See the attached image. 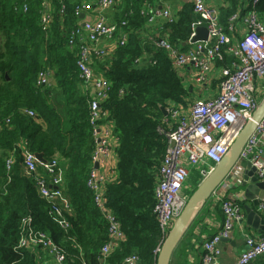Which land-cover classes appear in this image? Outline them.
Segmentation results:
<instances>
[{"label":"trees","instance_id":"obj_1","mask_svg":"<svg viewBox=\"0 0 264 264\" xmlns=\"http://www.w3.org/2000/svg\"><path fill=\"white\" fill-rule=\"evenodd\" d=\"M43 1L53 9L48 33L39 24ZM244 1L226 0L221 23ZM78 4L75 0H0V264L36 263L31 250L17 248L22 221L27 217L31 228L44 232L62 250L64 264H120L132 253L139 255L142 264L156 263L162 241L153 213L154 175L166 148L165 137L156 131L157 119L168 100L181 101L188 91L161 50L150 58L154 64L149 59L135 64L143 53L136 36L145 31L146 20L138 14L130 18L127 28L132 30L131 41L118 46L106 71L110 97L103 105L120 140L119 178L106 186L105 195L126 239L100 262L108 228L86 184L93 151L89 99L78 92L76 58L68 48ZM61 5L63 14H59ZM257 10L264 14V0ZM193 17L186 7L164 27L172 44H186ZM45 65L54 70L56 84L38 88L36 78ZM22 110L36 116L29 117ZM24 149L41 154L46 162L55 159L62 167L64 193L71 209L65 213L67 232L52 220L34 180L23 175ZM10 154L15 160L7 171L5 160ZM189 181L194 185L190 196L200 181Z\"/></svg>","mask_w":264,"mask_h":264},{"label":"built area","instance_id":"obj_2","mask_svg":"<svg viewBox=\"0 0 264 264\" xmlns=\"http://www.w3.org/2000/svg\"><path fill=\"white\" fill-rule=\"evenodd\" d=\"M189 1L195 20L190 24V34L186 42L189 45L188 50L181 52L165 37L155 42L156 47L163 52L173 69L193 66L197 73L195 83L205 81L204 77L213 64V59L222 62L224 54H228L233 61L230 69L222 67L220 70L219 95L213 99L197 98L192 101L189 119L179 116L175 105L167 108V114H170L171 119L176 122L174 128L170 123L162 122L165 127L162 135L166 139V148L157 169L153 195V213L162 240L189 198L186 193L189 167L201 168L207 162L218 163L264 95V21L257 10L261 0H250L249 3L247 1L246 10H236L227 19V28L230 31L234 29L233 25L236 21L246 26V33L235 42H231L224 31L218 12L207 5L206 2L212 0ZM114 3L115 0H90L76 6L74 14L76 17H81L91 12L93 7L103 12L112 8ZM63 11L62 6L60 14H63ZM147 11L151 14L150 23L158 18H163L168 24L175 21V17L166 9H154L146 4L141 14L147 15ZM52 21L51 14L42 5L39 19L42 31L49 32ZM126 25L127 22H122L119 26L108 23L101 16L94 20L84 19L72 31L69 40L71 45L77 44L79 47L76 62L79 79L93 86V93L87 102L93 151L86 184L92 193L93 203L103 215L108 228L107 240L99 252L102 263L125 241V235L105 195L106 186L118 181L119 137L114 131L108 112L103 108L104 103L109 99L110 82L107 78L93 73L91 61L93 56L108 58V48L97 47L103 40L116 41L114 44L117 47L127 44V35L121 32V27ZM202 26L207 30V39L192 43L191 39L195 36L196 29ZM158 30L163 29L159 27ZM146 60V55L142 53L135 60V64H144ZM148 61L150 63V59ZM49 73V69L38 73L36 78L38 88L49 84L51 77ZM22 113L29 117L36 116L30 110H23ZM8 122L9 120H6V123ZM262 138H264V120L249 137L238 159L250 164L258 180H264V156L258 145ZM14 160L12 154L6 158L7 171L11 169ZM21 168L25 177L34 180L39 196L48 204V213L52 220L61 230L67 232L69 223L65 213L69 212L70 207L63 195L62 170L58 162L53 159L42 164L36 160L32 152L24 149L21 153ZM207 173L203 172L204 176ZM238 205L236 202L222 201V226L212 237L203 240L199 264H218L221 241L228 239L233 224L242 220ZM260 209H264L262 202ZM30 222L29 217L23 219L17 248L31 250L36 256L46 252L52 258L51 264H64L65 256L61 249L44 232L31 228ZM245 246V250L231 264H255L256 259L264 255V236L258 238L247 236ZM35 264L44 263L37 260ZM120 264H142V261L138 254L132 253L124 257Z\"/></svg>","mask_w":264,"mask_h":264},{"label":"crops","instance_id":"obj_3","mask_svg":"<svg viewBox=\"0 0 264 264\" xmlns=\"http://www.w3.org/2000/svg\"><path fill=\"white\" fill-rule=\"evenodd\" d=\"M75 1H77L79 3L78 5H80L90 0H75ZM247 1L248 3L250 2V0H245L237 8V10L239 9L246 10L247 7H245V5ZM206 3L207 5H209L211 8L215 9L218 12L219 20L221 23V21L223 20V11L227 5L226 0H212V1H207ZM146 4L150 5L154 9L155 8L166 9L175 18L177 16L179 17L180 13L183 11L184 8L189 7V11L191 15L194 16L193 20L195 19V15L193 14V11L191 12L192 6L189 0H158L152 3L144 0H115L114 6L108 10L101 12L98 8L93 7L91 12L87 14L85 13L86 15L77 17L76 20L72 21L73 27L68 35V46H69L68 48L72 50L75 54V58H76L75 66L77 72L76 85L78 87V92L81 93L83 96H86L88 97V99H90L91 94L93 93V89H92L93 86L90 83L82 82L79 79V72L76 65L79 47L77 44L71 45L69 43L72 31H74V29L77 28L80 22L84 19L94 20L97 17L101 16L104 20H106V22L115 23L119 26L122 22H127V25L130 24L129 22L130 18L136 17L138 14L143 18H145L146 21L142 27L143 29H145V31L139 32L138 35L136 36V40L138 41L137 46L139 48V43H140V47H141V43H142L143 49L141 47V50L143 54L146 55V58L150 59L159 50L155 45V42L158 39H164L165 37L168 41L170 40L164 31V27L168 26L167 25L168 22H166L163 18H158L155 20V22L150 23L149 17L151 16V14L148 11H147V15L141 14V10L143 9V6ZM42 5L51 14L53 19V9L51 4L48 1H43ZM61 6H63L64 9V5ZM59 17L60 20L62 21L63 20L62 16ZM260 18L264 21V14L261 13ZM127 25L121 27V32L126 33L127 42H130L131 39L129 36L132 33V30L127 28ZM221 25L224 28V31L230 37L231 42H235L239 40L246 33V26L243 23H240L239 21H236L234 23L233 25L234 29L232 31H230L227 28L228 25L227 20L225 23H221ZM159 27H162L163 30L162 31L158 30ZM115 42L116 41L113 42V40H103L97 45V47L100 48L107 47L109 50V55L105 61L96 62L93 61L92 59L91 69L95 75L103 76L107 78L106 71L110 66V62L114 57L116 50L118 48L117 46H115L114 44ZM178 48L181 52H185L186 50H188L189 45L185 44ZM232 61L233 59L228 54H224V59L222 62L213 59V64L211 65L209 71L205 75L204 77L205 81L203 83H195L196 81L195 78L197 73L193 66H188L185 69H176L175 71L180 76V78L186 76V78H189V80H191L185 82L186 85L182 83L183 88L188 92L187 95L181 101L175 102L168 100L165 103V106L161 108L163 115L160 116L159 119H157L159 126L163 125L162 122H168L171 124L172 127L175 125L176 121L171 119L170 114H167L168 106L171 107V105H175L179 116L189 119L190 104L192 101H194L197 98L204 100L216 98L219 95V90H220L219 88V82L221 77L220 70L222 67H226L230 69V65ZM150 63L154 64V62L151 61ZM168 63L170 64L169 61ZM44 69H49L50 70L49 74L51 75L49 84L44 88L55 86L56 80L54 78V70L50 68L48 65H45L42 70ZM163 109H165V111ZM109 119L110 121L113 122L110 116ZM113 126H114V122H113ZM163 129H165L164 125H163ZM114 131H115V127H114ZM119 145H120V140H119ZM258 145L261 148L264 156V138H262L261 142ZM117 163H118V154H117ZM214 165L215 164L213 163L207 162L203 164L201 168L192 169L190 171L189 179L193 178L195 181L201 182V180L204 178L203 172L204 173L209 172L214 167ZM59 167L62 170V167L60 165ZM157 169H155V175H154L155 181L157 177ZM39 170L41 171L42 169L40 168ZM118 178H119V173H118ZM189 179L188 182L190 183V187L189 189H187L188 192H190L194 187L193 183H191ZM61 180H62L63 195L66 198L64 193L65 185L63 182V170L61 172ZM259 181L262 180L255 179L254 173L250 170V165L248 164V162L242 159L238 160L235 166L230 171V173L226 176L223 182L216 188V190L213 192L211 197L208 199L206 205L204 206L200 214V217L197 219L192 229L186 234L185 238H183V240L179 243V245L177 246L178 249L177 250L175 249L176 254L173 253L175 254V256L173 259L171 258L173 260V264H199L198 260H199V254L203 240L205 238L212 237V235L215 234L217 230L222 226L223 223V213L221 210L222 201H231L238 203L239 204L238 206L240 207L242 213V220L237 221L233 224V229L231 231L230 237L226 239L227 241H221L219 246L221 252L217 258L218 264H231L240 255V253H242L245 250L246 248L245 239L247 236L249 237L252 236L255 238L264 236V209H260V203L262 202L264 204V190H260L259 194L256 196L254 200L247 198L245 195V191L247 187ZM154 187H155V183H154ZM255 201H258V204H255ZM251 213H254V217L252 216L253 218L252 217L250 218ZM255 217L257 219H255ZM161 241H162V237H161ZM38 257L39 259H41L42 262L44 261L47 264H51L52 259L49 255H47V253H43V252L39 253ZM255 264H264V255L256 259Z\"/></svg>","mask_w":264,"mask_h":264},{"label":"water","instance_id":"obj_4","mask_svg":"<svg viewBox=\"0 0 264 264\" xmlns=\"http://www.w3.org/2000/svg\"><path fill=\"white\" fill-rule=\"evenodd\" d=\"M206 39V28L199 27L196 29V34L191 39V42L195 43L198 41H205ZM263 120L264 95L256 105V108L252 112L250 119L246 121L241 130L238 132L237 136L234 138L233 142L221 160L216 163L214 167L204 176V178L189 196L182 212L174 221L166 237L162 240L157 252L155 264H170L175 249L185 237V235L192 229L194 222L200 217L204 206L213 192L223 182V180L235 166L247 140ZM35 158L42 164L46 163L41 154H35ZM250 170L253 172L251 166ZM255 179L257 180L256 177ZM260 190H264V180L249 185L245 191V195L247 198L254 200L259 194ZM255 204H258V201H255ZM252 216L254 217V213H251L250 218ZM255 219L257 218L255 217ZM222 241L227 240L223 239Z\"/></svg>","mask_w":264,"mask_h":264},{"label":"rangeland","instance_id":"obj_5","mask_svg":"<svg viewBox=\"0 0 264 264\" xmlns=\"http://www.w3.org/2000/svg\"><path fill=\"white\" fill-rule=\"evenodd\" d=\"M84 20H82L81 22H80V24L83 22ZM52 23H53V21H52ZM52 23H51V26H52ZM93 61H98V62H100V61H104V60H106L107 59V57H104V58H98V57H95V56H93ZM95 62V63H96ZM109 81V80H108ZM188 81H191V80H189V78H186V76H183L182 78H181V82L182 83H184L185 84V82H188ZM190 83H192V82H190ZM183 85V84H182ZM186 85V84H185ZM191 86V85H190ZM44 88V87H43ZM109 97H110V94H109ZM262 98V97H261ZM260 98V99H261ZM164 111H165V109H163ZM35 114V113H34ZM108 116H111L110 114H109V112H108V114H107ZM156 131L159 133V134H163V132H164V129H163V125H160V126H158V128L156 129ZM192 169H194L193 167H189V175H190V171L192 170ZM187 186H188V189H189V187H190V183L187 181ZM186 193L188 194V190L186 191ZM178 249V247L176 248V250ZM62 251V250H61ZM43 253H46V252H43ZM175 254H176V251L174 252ZM175 254H173V256H172V259L174 258V256H175ZM48 255V254H47ZM39 256V255H38ZM38 256H36L35 255V258H36V262H37V260H39V261H41V259H39V257ZM64 256H65V254H64ZM52 259V258H51ZM171 259V263L170 264H173V260ZM42 262V261H41ZM43 263L44 264H47V263H45L44 261H43ZM51 263H52V261H51Z\"/></svg>","mask_w":264,"mask_h":264}]
</instances>
